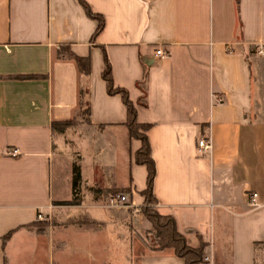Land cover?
<instances>
[{
	"label": "crops",
	"instance_id": "0c3cea01",
	"mask_svg": "<svg viewBox=\"0 0 264 264\" xmlns=\"http://www.w3.org/2000/svg\"><path fill=\"white\" fill-rule=\"evenodd\" d=\"M85 1L104 18L94 38L97 21L78 0H0V264L39 214L58 211L89 222L67 227L125 241L128 264H186L146 240L147 170L134 162L140 141L129 135L121 97L107 93L102 48L114 86L128 91L137 121L151 125L158 212L174 218L189 246L203 244L212 264H263L264 0ZM159 48L165 56L155 55ZM72 56L88 58V74ZM69 118L81 129L77 155L89 161L77 189L92 195L60 205L74 191L71 181L66 195L62 183L53 188L54 161L70 153L51 125ZM200 139L210 140L208 151ZM113 190L127 206H101Z\"/></svg>",
	"mask_w": 264,
	"mask_h": 264
},
{
	"label": "rangeland",
	"instance_id": "374dc122",
	"mask_svg": "<svg viewBox=\"0 0 264 264\" xmlns=\"http://www.w3.org/2000/svg\"><path fill=\"white\" fill-rule=\"evenodd\" d=\"M72 127L64 131L59 142L60 147L70 153L65 155V158L67 157L68 159L64 162H60L58 159L54 161L53 188L57 189L58 184L62 183V187H64L62 195L68 193L66 190L67 186L64 185L69 181H73L75 173L80 178L86 175L85 166L89 164V161L85 162L83 157L81 158L77 155L79 151H77L76 139H73L81 132V129ZM57 165H60V175L57 173ZM57 176H61L60 182L57 181ZM77 192H81L80 187ZM111 194H114V192L112 191ZM82 195L85 196L86 200V196H91L92 194L84 191L80 193V196ZM109 196L110 194H105L101 202L102 207L107 209L123 207H108L107 199ZM65 202L68 201H61L58 204L68 205L64 204ZM155 205L156 203L152 207L156 209ZM64 209L66 210V207ZM73 214L67 215L63 214V211H58L54 214L47 213L42 215V218L38 219V222H40L39 227H28V230L32 233L28 236L20 235L6 247V264H128L126 258L128 253L127 243L125 241H117L115 246L113 239L111 238L110 241L108 233H104L103 230L95 229L87 233L78 227H67L68 224L83 226L89 223L86 219L87 217L81 215L82 213L80 215H77V213ZM67 216L69 217L67 218ZM148 233L149 235L146 234L147 242L152 246H156L155 231L150 229ZM65 240H68L66 245L62 243ZM259 261L264 264V254Z\"/></svg>",
	"mask_w": 264,
	"mask_h": 264
},
{
	"label": "trees",
	"instance_id": "16d2710c",
	"mask_svg": "<svg viewBox=\"0 0 264 264\" xmlns=\"http://www.w3.org/2000/svg\"><path fill=\"white\" fill-rule=\"evenodd\" d=\"M83 6L88 17L97 21V26L93 33L92 38H94L104 26V18L102 15L95 13L91 10L90 6L85 0H78ZM72 58L76 61L78 69L81 73L88 74L89 72V60L88 58L74 57ZM102 71L101 76L106 84L107 93L110 95L118 94L126 108V121L125 125L128 129L131 138L140 141V147L135 151L133 155L134 162L136 164H141L146 167L147 178H146V188L141 192L144 196L143 205L140 210L141 213L150 221L151 230L155 231V237L157 238V245L154 246L155 249L172 248L175 255L181 257L185 260L186 264H201L203 244L199 247L193 248L189 246L186 242L185 237L178 232L175 220L170 215H164L158 212L157 209L153 208V204L156 203L153 194L152 186L155 177L156 169L155 162L151 156V147L147 137V131L150 128V124L139 123L136 119V108L134 103L130 100L128 96V91L122 87L114 86L111 75V64L108 60L104 48H102ZM145 74L142 81L138 85L143 86L145 81ZM86 93L83 89L78 92L79 106L83 108L82 113L88 115V107L85 102ZM143 102V100H142ZM77 124L76 118H69L59 121L52 122L51 128L54 133L64 132L67 128L75 126ZM80 182V177L77 173L74 174L72 181V188L74 191V197L72 200L65 202L64 204H76L79 202L77 197V187ZM113 192H118L113 190ZM40 222L35 221L28 225V227H39ZM13 230L4 234L1 238L2 245L10 239Z\"/></svg>",
	"mask_w": 264,
	"mask_h": 264
},
{
	"label": "built area",
	"instance_id": "2783aa9c",
	"mask_svg": "<svg viewBox=\"0 0 264 264\" xmlns=\"http://www.w3.org/2000/svg\"><path fill=\"white\" fill-rule=\"evenodd\" d=\"M259 53H262V51H258ZM155 55L157 57H163L166 55L165 52H163L160 48L155 51ZM198 148L202 151H208L211 148V143L209 139H200L198 140ZM11 156H17L19 154L18 149H11L8 152ZM252 204L254 203V199L256 197V193L251 194ZM128 204V196L124 194L123 192H116L114 194H111L109 198L107 199V206L108 207H121V206H127ZM42 216L39 214L38 219H41ZM201 264H212V256L209 252H203L202 253V259Z\"/></svg>",
	"mask_w": 264,
	"mask_h": 264
}]
</instances>
